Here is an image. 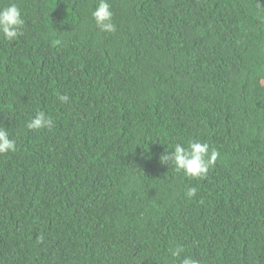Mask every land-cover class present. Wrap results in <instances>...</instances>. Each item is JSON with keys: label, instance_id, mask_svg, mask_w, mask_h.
<instances>
[{"label": "trees", "instance_id": "obj_1", "mask_svg": "<svg viewBox=\"0 0 264 264\" xmlns=\"http://www.w3.org/2000/svg\"><path fill=\"white\" fill-rule=\"evenodd\" d=\"M13 2L0 264H264V0H109L114 33L98 0ZM190 140L219 152L200 179L160 162Z\"/></svg>", "mask_w": 264, "mask_h": 264}, {"label": "clouds", "instance_id": "obj_2", "mask_svg": "<svg viewBox=\"0 0 264 264\" xmlns=\"http://www.w3.org/2000/svg\"><path fill=\"white\" fill-rule=\"evenodd\" d=\"M113 12L109 0H98L91 16L96 27L104 33H114L116 25L113 22ZM25 21L22 18L21 8L16 3H9L0 7V34L8 41L16 40L23 33L21 29ZM62 102H67L69 97L63 95L60 97ZM54 121L51 116L44 111H40L34 118H31L27 127L31 130L47 129L51 130ZM16 142L10 138L9 131L0 126V154L15 151ZM219 152L215 148H210L209 143L199 140H190L186 144L176 143L172 150L168 148L160 157V162L164 165L171 163V167L176 172H182L185 176L200 179L206 176L211 167L218 159ZM196 187H189L186 196L192 198L196 195ZM183 249L177 247L172 255L182 256ZM180 264H201L200 260L192 256H183Z\"/></svg>", "mask_w": 264, "mask_h": 264}]
</instances>
